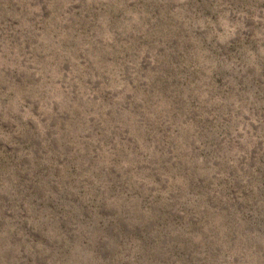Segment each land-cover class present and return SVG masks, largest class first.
<instances>
[{"label":"rangeland","instance_id":"rangeland-1","mask_svg":"<svg viewBox=\"0 0 264 264\" xmlns=\"http://www.w3.org/2000/svg\"><path fill=\"white\" fill-rule=\"evenodd\" d=\"M0 264H264V0H0Z\"/></svg>","mask_w":264,"mask_h":264}]
</instances>
